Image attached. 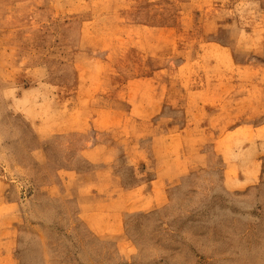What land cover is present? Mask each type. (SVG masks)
<instances>
[{
  "label": "rangeland",
  "instance_id": "1",
  "mask_svg": "<svg viewBox=\"0 0 264 264\" xmlns=\"http://www.w3.org/2000/svg\"><path fill=\"white\" fill-rule=\"evenodd\" d=\"M0 264H264V0H0Z\"/></svg>",
  "mask_w": 264,
  "mask_h": 264
},
{
  "label": "crops",
  "instance_id": "2",
  "mask_svg": "<svg viewBox=\"0 0 264 264\" xmlns=\"http://www.w3.org/2000/svg\"><path fill=\"white\" fill-rule=\"evenodd\" d=\"M247 90H249V85L245 86V91L246 92L244 94L240 95V97H237V98H239V100H245V99L249 98L250 97V93L247 92ZM239 92H240V89H239Z\"/></svg>",
  "mask_w": 264,
  "mask_h": 264
}]
</instances>
